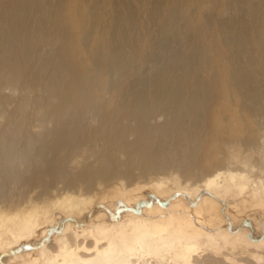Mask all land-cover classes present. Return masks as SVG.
Instances as JSON below:
<instances>
[{
    "label": "bare ground",
    "instance_id": "6f19581e",
    "mask_svg": "<svg viewBox=\"0 0 264 264\" xmlns=\"http://www.w3.org/2000/svg\"><path fill=\"white\" fill-rule=\"evenodd\" d=\"M143 26L156 28L141 53L130 39ZM170 172L209 218L188 192L110 219L79 199L81 186ZM54 189L100 216L56 228L24 209ZM241 208L258 211L225 219ZM10 215L45 233L35 246L18 234L15 264H264V0H0V227Z\"/></svg>",
    "mask_w": 264,
    "mask_h": 264
},
{
    "label": "rangeland",
    "instance_id": "374dc122",
    "mask_svg": "<svg viewBox=\"0 0 264 264\" xmlns=\"http://www.w3.org/2000/svg\"><path fill=\"white\" fill-rule=\"evenodd\" d=\"M219 3H225V0H224V2H222V1L220 2V0H219ZM214 4L216 5V2H214L213 5ZM140 12L141 13H139V12L136 13V16L142 14V12L144 13L145 11H140ZM143 28L144 29H138L136 35H135V30H134L133 33H131V39L132 40L130 39V41H131L130 44L132 46V44H133V42H135L136 38H137V42H138L139 35H140L141 40H142V41L140 40V42H141L140 44L144 48V50L141 53L150 51V49H149V47L147 45V38H149V36L153 35L154 28H156V27H152V28L149 27V29H151L150 31L152 32L151 34L150 33H144V31L146 30V27L143 26ZM145 35H147L146 39H145ZM145 47L146 48L148 47V49H146ZM141 53L138 52V54H141ZM131 76L133 77L134 74L131 75ZM234 150H235V152L238 151L237 149H234ZM78 155L81 158L85 159L89 154L86 151V152H84L81 155L78 153ZM173 174H172V172H170V173H162V174L158 173L156 175L158 177V179H157L156 176L154 177V175L153 176L151 175L150 177L147 178L148 181L147 180H143V181H140L139 183L133 184V185H131L129 187H126L123 184L120 185V183L117 180L110 181L107 184H105V186L100 185V183L97 182V183H95L96 187L94 186L93 189H92V193H90L89 190L82 189V188H85V187L81 186L82 188L79 189L80 190L79 199L85 200L89 196H93L94 199H95V203H99L100 202V203H102V205H104L105 207L108 208L109 212L107 211V213L105 214V219H110L111 213L118 212L120 210V207H123V205L124 206H129V204H130V206H132L133 204H135V202H137V200H141V199L146 202L149 199V195L151 193L155 194L157 200H159V199L160 200H168L169 204L177 205V204H180V201H182V199L180 198L181 196L178 195L175 198V197H173V195L176 194V192H188V193L192 194L191 197H192L193 202H196L194 205L196 207L198 206L197 208H199V207L203 208V212H204V214L206 216V219L209 218L207 216L208 213H206V209H205L204 205L202 204V202L201 201H197L195 195L193 193H191L192 192L190 190L191 182H184L181 178H180L181 180H179V178L176 176L177 174L172 176ZM165 176L166 177L169 176L168 179L165 182L166 183L165 186L162 187V189L161 188H155L153 183L160 181ZM175 179L176 180L178 179V180L176 181ZM178 181L179 182L182 181V182L179 183ZM187 183L188 184L190 183V184L188 185ZM163 188H165V189H163ZM187 188H189V189H187ZM36 190L34 189L33 193H30V192L29 193L28 192L23 193L21 199L23 201H28V203L29 202H33V200L35 199L34 196L36 197L37 194H40L42 188L38 189V191H36ZM131 191H132V193H131ZM116 193H118V197H117V195H115ZM27 194H28V196L29 195L30 196L27 197ZM113 194H114V197H116V198L110 199V198L113 197ZM103 196L106 197L105 198V202H104V200H102ZM134 196H136V197H134ZM150 197H151V195H150ZM27 198H29V199H27ZM71 198L72 197L70 196V194H64V193L61 194L60 191L54 189V190H51V195H49V198H48V201L45 204V207L43 206L44 208L42 207V209H40V210L38 209L37 210V209L34 208V204L33 203H31V204L25 203L28 206L27 205L24 206L25 207L24 209H29V210L34 209V210H36L38 218H39L38 219L39 222H43V223L45 222V225H47L49 227H56V228L59 227V222H60L58 216H63V217H66V218L67 217L69 218L71 216L72 218H74L75 220L80 221V222H85V221L88 222L89 219H95L97 216H100L99 212H100V208L101 207H99L97 210H95L93 212V214L91 215V217H89V218L86 217V219H84V217L82 215H80V213H78L77 210H75V208L72 206L73 205L72 201L74 199L73 198L71 199ZM185 201L186 200H184V202ZM154 205H156V203H154ZM218 207L214 211L212 210L213 211L212 214H214V213L219 214L221 212L220 206H218ZM250 209L244 210V212H243V209L241 208L240 210H241L242 214L239 215V216L237 215V212H233V210L232 211H227V213H228L227 215L223 214V213L222 214H223V216L226 215L225 219H228L229 221H232V223L236 224V226H240V225L243 224V222H244L243 220L244 219H246L248 217L250 218V216H252V214H251L252 212H256L257 213V211H258V210H253V209L251 211ZM143 212L146 214V212H147V208L146 207L142 209V213ZM249 212H250L251 215L249 214ZM120 215L122 216V217L120 216V219H123V216L125 215L124 218H126L129 215V213H128V211L125 210V212H123V214L120 212ZM234 215H237V216L234 218ZM13 216L10 215L11 218L7 217L5 219V223L0 227V232L4 231V234H5V236L7 237L8 241H9V242L7 241L8 243H6V244L5 243L0 244V256H4L2 258V260L5 263H7V264H11V263L15 264V263H17L15 258L9 259V257L6 256V254L16 250L18 242H19V238H17V237H18V234L20 232H25L24 234L26 236L28 235V237L25 238L26 239L25 241H26V243L28 245H31V246L40 245V243L42 242V240L44 239V236H45V233L42 230L40 231L39 229H35L33 234H31V233L27 234V231L29 229L27 227L25 228V227L21 226L22 222H25L24 218H22L23 221L21 220V218L20 219H16L17 221H20V223H18L15 220V218H13ZM252 221H253L254 225L257 224L256 221H254V220H252ZM71 224H72V221H67L65 223V226H66V232L65 233L66 234H68V232H70L69 230L71 229ZM23 225H25V224L23 223ZM254 229H257V227L254 226ZM55 234H57V233L55 232L54 234H52V237H51V239L48 240L47 244H51L52 246H53V244H55V242H56V235ZM22 251H24L23 252L24 256H26V257L27 256L28 257L32 256L31 254H29V255L27 254V253L30 252V251H28V249H23ZM169 264H172V263L169 261Z\"/></svg>",
    "mask_w": 264,
    "mask_h": 264
}]
</instances>
